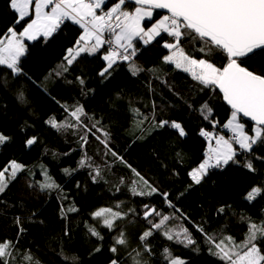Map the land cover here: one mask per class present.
I'll return each mask as SVG.
<instances>
[{"label": "trees", "instance_id": "trees-1", "mask_svg": "<svg viewBox=\"0 0 264 264\" xmlns=\"http://www.w3.org/2000/svg\"><path fill=\"white\" fill-rule=\"evenodd\" d=\"M115 2L106 0L104 9ZM126 7L133 10L135 5L128 3ZM30 10L29 16L17 24L18 14L10 7V0H0V38L8 33L10 27L17 33L21 32L33 18L32 7ZM162 15L154 11L153 20ZM148 24L144 22V25ZM82 32L78 24L65 19L47 40L43 36L24 40L26 52L19 60L23 70L21 75L13 78L6 66H0V133L10 137L0 145V168L15 159L28 169L0 194V240H9L16 245L19 250L16 253L17 264L26 251H30L41 264H68L63 256L77 258V264H109L113 259H118L121 264H132L128 252L142 247L139 236L150 226L143 219V205L155 206L164 214L173 213L158 194L133 196L127 184L138 178L110 153L106 154L104 145L94 136L89 135L88 143L82 149L79 138L84 134L83 129L58 132L45 123L51 117L57 121L68 119L63 106L71 108L80 104L94 118L84 123L91 126L99 121L98 126L110 133L109 147L160 192L169 194L168 199L180 211L168 225L173 229L187 227L197 242L185 247L156 231L147 240L152 252L150 257L145 255L149 264H167L163 255L165 248L187 264H226L210 253L209 248H215L207 242L205 233L216 243L224 236H231L240 244L248 232L249 219L257 224L264 221V192L251 202L245 198L252 187L264 188V159H260L264 157V142L253 145L251 153L241 151L237 155L241 164L251 160L255 172L230 164L223 169L210 170L200 185H192L188 172L204 160L209 145L213 146L216 141L201 136V128L214 136L234 135L224 127L232 111L217 89L205 88L189 73L163 63V57L169 51L162 45L164 41H171L166 33L148 45L139 40L134 45L138 49L135 62L145 69H157L156 73L145 71L133 76L128 65L120 62L111 76L102 78L99 75L105 67L102 56L108 51V45L92 55L82 53L68 66L65 56L70 48L75 47ZM184 46L192 52L187 41ZM196 58H200L199 54ZM210 59L218 67L228 62L222 52L213 54ZM63 66H67L68 71L56 76L55 73L62 71ZM245 66L257 71L264 69V57H253ZM156 76L160 78L156 79ZM77 77L85 83L81 85ZM5 79L7 87L3 86ZM21 91L25 102L17 98ZM205 102L212 109L208 120L200 112V106ZM153 103L157 121L176 120L185 128L187 135L180 137L175 129L165 127L139 138L141 132L133 128L132 109L139 108L143 116L149 117L142 126L147 129L152 119ZM237 118L244 125V130L252 134L254 125L238 115ZM32 136L37 137L36 142L26 145V140ZM85 152L95 165L103 169V179L96 183L91 179V169L78 168ZM65 168L77 170L66 175L63 172ZM44 169L61 186L67 199H63L58 191L40 192L38 188L27 186L29 175L34 173V179L40 181ZM121 177L125 178V185H120ZM117 186L121 189L119 192L115 190ZM117 201L123 202L121 211L134 208L136 212L117 222V227L109 231L98 220H93L91 213L101 207H114ZM61 204L65 208L74 205L78 211L68 213L64 218L60 214ZM221 207L225 209L223 212L218 211ZM16 217L21 218L26 230L20 236L17 235ZM151 219L158 220L157 217ZM88 225L95 226L103 240L91 236ZM196 226L203 227L204 232L197 231ZM121 230L126 233L129 246H117L118 251L113 253L110 248ZM256 243L264 252V239ZM97 247L99 252L94 251ZM194 248L199 251H194Z\"/></svg>", "mask_w": 264, "mask_h": 264}, {"label": "snow or ice", "instance_id": "snow-or-ice-1", "mask_svg": "<svg viewBox=\"0 0 264 264\" xmlns=\"http://www.w3.org/2000/svg\"><path fill=\"white\" fill-rule=\"evenodd\" d=\"M132 2L135 8L131 11L126 7L128 0H116L111 7L107 8V11H104L106 0H10V7L18 14L17 24L29 16L28 9L33 3L35 18L31 19V22L26 24L21 32L17 33L13 27H10L8 33L0 38V66H6L13 78L21 75L23 70L19 66V60L26 52L24 38L35 40L43 36L47 40L65 19H68L83 29L76 41L75 54L73 55V49L70 48L68 55L65 56L68 66L72 65L82 53L92 55L99 52L104 45H108V51L102 56L105 61V67L99 73L102 78L106 79L111 76L112 71L120 62L128 65V71L133 76H138L145 71L156 73L157 69H145L135 62L138 49L134 45L137 40L148 45L157 37H161L162 33H166L171 41H164L162 45L169 51V54L163 57V63L174 65L176 69L189 73L194 81L205 88H218L223 94V99L233 109L231 119L224 125L225 128L232 129L234 133L232 137L225 139L223 136H214L213 133L201 128L200 135L214 138L216 146L213 147L210 144L204 154V160L188 172L192 185H200L209 175L210 170L223 169L230 164H236L255 172L256 169L251 160L241 164L237 160V155L241 151L251 153L253 145L264 142V69L257 71L245 66L253 57H264V0H132ZM48 8L50 11L45 10ZM156 9H165L167 14L160 16L152 23ZM144 22L151 23V27L145 28ZM185 41L192 47V52L186 50ZM221 52L226 54L228 62L218 67L210 58L213 54ZM197 54L200 58H196ZM67 71L68 67L63 66L62 71H57L55 75L60 76ZM77 80L81 85L85 83L80 77H77ZM7 84L8 81L5 79L3 86L7 87ZM149 87L151 90V86ZM17 98L25 102L22 91L18 93ZM63 107L68 114V119L57 121L55 117H51L45 123L58 132L83 129L84 134L79 138L82 149L88 143L89 135L94 136L104 145L107 150L106 154L110 153L117 161L130 168L134 177L138 178L127 184L133 196L151 197L158 194L163 197L167 206L173 209L172 214H164L155 206L143 205V219L150 226L139 236L142 247L128 252L132 264H149L145 255L150 257L152 252L147 240L156 231H160L168 240H175L185 247L195 245L197 242L187 227L180 226L178 229H173L168 225V222L180 211L168 199L169 194L160 192L139 171L132 168L122 156L109 147L110 133L98 126L99 121L92 123L91 126L84 123L85 120L94 118L86 113L83 105ZM132 112L134 115L133 128L141 132L139 137L141 139L145 133L165 127L175 129L180 137L187 135L185 128L176 120L157 121L154 103L152 119L147 129L142 126L145 121L149 120V117L143 116L139 108H133ZM200 112L203 118L208 120L212 109L205 102L200 106ZM238 113H242L244 117H249L255 122L252 128L254 135H248L244 130V125L236 122ZM135 117L142 118L135 119ZM97 132L101 135H96ZM73 134H76L75 131ZM9 139V136L0 133V145ZM36 140L37 137L32 136L25 143L30 146ZM233 143L238 145V148L234 147ZM84 167L91 169L90 175L93 183L103 179V169L95 165L92 157H89L86 152L78 162V168ZM76 170L65 168L63 172L71 175ZM25 172H28L26 166L15 159L0 168V194L4 193L11 183ZM42 176L43 179L37 181L34 179V173L30 174L27 186L33 189L38 188L40 192L58 191L63 199H67V194L63 193V189L48 174L47 169L42 171ZM125 184V178L121 177L120 185ZM115 190L119 192L121 189L117 186ZM262 192L264 188L254 186L247 192L245 198L251 202ZM122 204V201H117L114 207H101L93 211L91 216L93 220H98L103 227L112 231L117 227V222L126 219L130 213L136 212L134 208H129L127 212L121 211ZM224 210L221 207L218 211L223 212ZM77 211L74 205L65 208L61 204L60 214L64 218H67L68 213ZM32 215L35 216V213ZM152 217H157L158 220L153 221ZM28 219L32 220V217ZM241 219L243 220L244 217ZM15 223L18 227L17 235L20 236L26 231L21 218L16 217ZM87 228L91 236L103 240L104 237L95 226L88 225ZM196 230L204 232L201 226H196ZM205 237L207 242L215 248L213 250L210 247V253L224 260L226 264H264V252L256 243L264 239V221L257 224L249 219L248 232L240 244H237L231 236H224L219 243H216L214 238L206 233ZM117 246L124 248L129 246L123 230L114 237V244L110 251L116 253ZM241 249H243L242 252ZM193 250L199 251L198 248ZM94 251L99 252L100 248L97 247ZM18 252L19 250L12 241L0 240V264H17L16 253ZM61 255L63 256V253ZM163 255L167 264H187L182 258L173 256L168 248L163 250ZM63 259L68 264H77L75 257L63 256ZM18 264H41V261L30 251H26L22 254ZM111 264H121V262L113 259Z\"/></svg>", "mask_w": 264, "mask_h": 264}, {"label": "water", "instance_id": "water-1", "mask_svg": "<svg viewBox=\"0 0 264 264\" xmlns=\"http://www.w3.org/2000/svg\"><path fill=\"white\" fill-rule=\"evenodd\" d=\"M128 3L135 5V4L132 2V0H128ZM154 11H157V12L162 13V14H167V10H165V9H156V10H154ZM216 89H217V91L219 92V94L221 95L223 102L228 106V108H229L231 111H233V109L231 108V106H230L229 104H227V102L223 99V94L220 93V91H219L218 88H216ZM237 115H238L239 117H241L243 120L249 122L250 124H252V125L255 124V122L252 121L251 118H249V117H244L242 113H238Z\"/></svg>", "mask_w": 264, "mask_h": 264}, {"label": "rangeland", "instance_id": "rangeland-1", "mask_svg": "<svg viewBox=\"0 0 264 264\" xmlns=\"http://www.w3.org/2000/svg\"><path fill=\"white\" fill-rule=\"evenodd\" d=\"M112 5H110V7H111ZM31 7H32V12H33V18L32 19H34L35 18V5H34V3H33V5H30V7H29V9H28V11H29V13H31ZM108 8V7H107ZM107 8L106 9H104V11H107ZM46 11H50V8H48V9H45ZM129 11H131V10H129ZM163 15H165V14H163ZM160 18V17H159ZM159 18H157V19H159ZM156 19V20H157ZM153 20V19H152ZM31 22V21H30ZM30 22H28V23H30ZM155 22V20H153L152 21V23H154ZM27 23V24H28ZM144 27L145 28H148V27H151V23L150 24H148V25H144ZM25 39H27L26 37L24 38V40ZM5 43H7V41H5ZM75 54V47L73 48V55ZM182 70V69H181ZM231 116H232V114L230 115V118L228 119V121L231 119ZM228 121H227V123H228ZM236 122H238V123H240L239 122V120H238V118H237V121ZM242 124V123H241ZM230 130H232L231 128H229ZM248 135H254V133H252V134H249L248 133ZM233 146L235 147V145L233 144ZM109 264H111V262L109 263Z\"/></svg>", "mask_w": 264, "mask_h": 264}, {"label": "crops", "instance_id": "crops-1", "mask_svg": "<svg viewBox=\"0 0 264 264\" xmlns=\"http://www.w3.org/2000/svg\"><path fill=\"white\" fill-rule=\"evenodd\" d=\"M33 5V4H32ZM98 14H99V12H98ZM230 132H232L233 133V131L232 130H230V129H228ZM216 146V141H214V143H213V147H215ZM237 147H238V145H237Z\"/></svg>", "mask_w": 264, "mask_h": 264}, {"label": "built area", "instance_id": "built-area-1", "mask_svg": "<svg viewBox=\"0 0 264 264\" xmlns=\"http://www.w3.org/2000/svg\"><path fill=\"white\" fill-rule=\"evenodd\" d=\"M232 136H233L232 134H228V135L224 136V138L228 139V138H230Z\"/></svg>", "mask_w": 264, "mask_h": 264}]
</instances>
